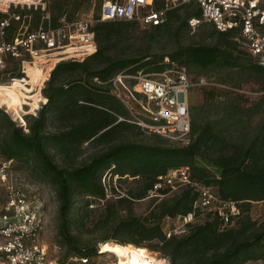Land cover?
Listing matches in <instances>:
<instances>
[{"label":"trees","instance_id":"16d2710c","mask_svg":"<svg viewBox=\"0 0 264 264\" xmlns=\"http://www.w3.org/2000/svg\"><path fill=\"white\" fill-rule=\"evenodd\" d=\"M48 2L50 24L56 28L63 20L74 21L93 0ZM96 3L98 18L103 0ZM165 7L166 0L154 1L155 10ZM19 12L30 30L37 29L44 16L40 9ZM193 18L201 19L195 1L170 8L166 23L146 27L148 36L139 44L130 37L136 27L145 28L141 24L97 23L93 28L97 51L84 60L56 65L42 90L47 103L36 115L24 116L25 127L0 109L1 156L6 162H16L13 166L29 168L37 181L56 194L60 244L68 249L67 256L97 253L96 246L88 247L85 234L101 233V245L115 242L144 247L160 253L169 264H264V215L255 219L252 212L255 204H264V117L251 129V121L264 116V94L244 114L235 99L220 122L199 121L197 113L190 112L189 143L171 146L166 138L140 126L114 91L113 81L120 74L162 73L176 65L193 81L190 73L195 70L202 74L215 71L218 76L224 73L220 82L236 87L257 82L264 93V68L235 40L234 32H220L211 23L205 24L216 39L214 44L179 46L173 53L152 59V43L167 33L180 40L182 33L192 29L189 21ZM16 34L14 24L8 39ZM131 50L135 51L130 54ZM165 58L170 65L163 64ZM10 64H17L20 70V61L10 58L6 67ZM23 77L18 73L17 78ZM215 95L213 92L207 99ZM184 167L190 168L191 183L159 189L148 215H136L135 204L151 196L159 178ZM107 177L120 182L133 179L138 187L108 201ZM196 184L210 188L222 201L236 203L240 215L225 223L217 212L198 207ZM105 200L101 216L91 219L92 206ZM6 202L7 192L0 214ZM190 213L195 220L186 226L187 232L167 237V221Z\"/></svg>","mask_w":264,"mask_h":264},{"label":"built area","instance_id":"2783aa9c","mask_svg":"<svg viewBox=\"0 0 264 264\" xmlns=\"http://www.w3.org/2000/svg\"><path fill=\"white\" fill-rule=\"evenodd\" d=\"M154 1L103 0L98 18L91 14H83L72 22L63 20L59 27L54 28L50 24L47 5L43 0L38 4L34 0H0V69H5L10 58L21 62L24 73L27 67L44 57L47 59L55 55L60 57L58 62L65 56L69 58L68 60H84L97 51L93 30L97 23L128 21L137 22L145 28L158 27L166 23L170 8L191 1L198 3L201 19H191L190 26L211 23L220 32H234L235 40L264 68V0H166V7L159 10L153 8ZM25 8L40 9L44 12L37 29L30 30V24L19 12ZM14 24L18 32L13 40H9L8 31ZM125 77L127 76L121 78ZM121 78L113 81L116 91L117 82L123 85ZM135 80V92L144 97L145 104L141 106L151 114L154 121L151 125L137 118L138 124L149 132L168 139H179L188 144L191 133L188 92L202 85L204 79L195 82L185 69L173 65L162 73L139 72ZM117 95L127 102L118 91ZM126 105L136 117L137 113L133 106L130 103ZM151 105L156 106L155 111L149 109ZM6 168L7 166H4L0 171V180L6 184L7 191V202L0 214V264H68L49 252V248L42 240V219L39 212L29 202L24 189L13 181L10 182ZM190 183L189 167L171 170L159 178V183L151 194H157L158 190L164 187L175 188ZM196 186L200 192L198 207L217 212L225 223L240 215L241 210L236 203L222 201L204 185ZM178 219L183 221L182 226L167 229V237L186 233V226L194 222L195 214L190 213ZM71 261L92 264L90 257H73ZM97 263L118 264L109 261Z\"/></svg>","mask_w":264,"mask_h":264},{"label":"rangeland","instance_id":"374dc122","mask_svg":"<svg viewBox=\"0 0 264 264\" xmlns=\"http://www.w3.org/2000/svg\"><path fill=\"white\" fill-rule=\"evenodd\" d=\"M34 1L35 3L38 4L40 0H34ZM43 2H45L47 6L49 5L48 0H43ZM96 4H97L96 0H93L91 7L88 10H83L78 16L83 14H91L96 18L97 15ZM194 5L195 8L196 4ZM24 11H28V8H25ZM191 28L192 29L190 31L188 30L182 33L180 40H176L175 38H173L171 34L167 33L161 36L159 38L160 39L159 41L153 42L151 49V55H153L152 59H154V57L155 59H158L159 57H161V55H163V53L164 54L173 53L178 49L179 46H189V45L197 46L202 44L215 43L216 39L212 37L210 34L211 28L209 24L204 23L196 27L191 26ZM148 31L149 28H142L140 26L136 27V30L132 33L130 37L131 42L139 44V41H143L142 38L148 36L147 35ZM134 51L135 50H131L129 53L131 54ZM59 58L60 57H55V55L51 57H47V59L46 57H44L42 58V60L36 61L37 63H35L34 65H30V66H35L36 64H38L40 66L39 68H41L42 71L40 70L41 77L38 80L28 77L30 67H27V69L25 70L26 73L23 72L22 65L19 70V66L17 64H10L9 66L5 67V69L3 70L0 69V86H9L16 80H27L26 85L28 87H33L35 90L33 93L34 94L39 93L38 95L40 100L36 108L33 107L31 104L34 102L33 99L25 100L26 103L23 104V109L20 111V115L22 116L23 119L24 116L36 115L37 112L41 109L42 105L47 103V101H44L45 98L43 97L42 90L45 86L46 81L50 78L52 70L59 63L57 61ZM48 59L50 60L47 61ZM68 59L69 58H66L65 56L64 59L61 60L60 62L68 61ZM163 64L170 65L171 64L170 59L165 58ZM139 72H142L143 74L145 73L148 74L144 70H141ZM206 72L207 73L202 74V73H198V70H195L190 73L191 77L194 78L195 82L197 81L200 82L201 79L202 80L204 79L203 82L201 83L202 85L197 86L188 92L189 112L197 113L198 117L200 118L199 121L209 118L211 121L220 122V120L223 119L227 106H229L233 101H235V99L238 100L237 105L240 106V111L244 114L248 109L252 107V105H254V103H257L258 100L264 94L262 91L261 83L251 82L244 84L241 87H236L228 82L223 83L219 81L221 77L224 78V73L218 76V74H216L215 71H206ZM18 73L23 74L24 77L20 79L17 78ZM150 74H154V73H150ZM123 76L124 75L120 74L115 79L119 80ZM121 79L124 86L122 84H119V82H117L119 89V90L117 89V91L127 101L126 103H130V105L134 104L136 107H138V112L141 113L138 114L136 112L137 113L136 118H138L139 115V117L142 116L143 118L148 119L149 122L146 121L148 124H151L150 122L153 123L154 121L151 119V114L147 113L144 110V108L141 106V104L142 105L145 104L144 97H142L141 95L135 92V85H136L135 76L129 75ZM114 91L117 94L115 88ZM213 92L216 93L215 98H210L208 100L207 96L211 97V94ZM0 109H2L5 113H7L17 125L25 127L26 125L25 120L21 121L18 113H16L13 110H9L6 106H0ZM149 109L151 111H155L156 106L151 105ZM263 117L264 116L255 117V119L251 121L252 130H254L255 127L258 125V123L262 121ZM3 133L4 131H2L0 128V145H1V139L3 137ZM164 138L168 140V145L171 146L185 145V143L181 142V140L179 139H168L167 137ZM13 165H17L16 162H6L0 153V171L3 170L4 166H7L6 171H8L7 173L10 177L9 179L10 182L13 181L16 185L24 189L25 193L28 196L29 202L40 214L42 219V240L49 248V252L51 253V255L60 259L61 261L63 260L67 262L68 264H79V262L71 261L70 259L71 256H67L68 249L61 246L60 244L59 228H60L61 218L59 214V202L57 200L54 191L49 185L37 181L29 168L27 169L19 168L18 166H13ZM104 182L108 184V189H109L107 196L108 201H116L117 195L127 196L128 191L134 190L138 187V184L133 179H127L124 182H120L119 180H117V178L112 180L109 177H107L104 179ZM114 188L116 189V193L113 192ZM5 191H6V184L0 180V210L3 202L5 201V194L7 192ZM150 195H151L150 197L138 201L135 204L136 215L141 217L148 215V213L150 212L153 206L152 198L159 197L157 196L156 193ZM105 204H106V200L102 202L99 201L94 206H92L94 207L95 211H93V216L91 219L99 218V216H101V214L104 211ZM252 212L255 219H260L264 215V204L263 203L255 204ZM182 224L183 221L177 218L173 222L167 221V223L165 224V229L167 230L174 227H180L182 226ZM101 237H102L101 233H95L93 235L85 234V241L89 245L88 247L92 248L96 246L98 251L97 253L84 257H90L92 260V264H98L97 263L98 261L100 263L103 261H109L110 263L118 262V259L114 254L100 253L101 244L99 241ZM147 250L156 259L164 261V264H169L168 260L165 259L160 253L151 251L150 249ZM75 256L76 255H73V257ZM249 264H253V263H249Z\"/></svg>","mask_w":264,"mask_h":264},{"label":"bare ground","instance_id":"6f19581e","mask_svg":"<svg viewBox=\"0 0 264 264\" xmlns=\"http://www.w3.org/2000/svg\"><path fill=\"white\" fill-rule=\"evenodd\" d=\"M36 65L29 66L28 77L38 80L42 70L39 65ZM26 83L27 80H16L9 86H0V106H6L9 110L18 113L21 121L24 119L20 115V111L23 109V104L26 103L25 100L33 99L34 102L31 104L35 108L40 100L39 93L34 94V88L28 87ZM100 253L114 254L118 259V264H164V261L156 259L146 248L134 245L126 246L115 242H105L100 246Z\"/></svg>","mask_w":264,"mask_h":264}]
</instances>
